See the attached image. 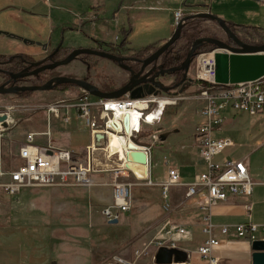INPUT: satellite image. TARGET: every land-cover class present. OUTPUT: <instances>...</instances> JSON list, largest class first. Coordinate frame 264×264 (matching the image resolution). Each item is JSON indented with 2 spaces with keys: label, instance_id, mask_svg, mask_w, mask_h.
Instances as JSON below:
<instances>
[{
  "label": "crops",
  "instance_id": "0c3cea01",
  "mask_svg": "<svg viewBox=\"0 0 264 264\" xmlns=\"http://www.w3.org/2000/svg\"><path fill=\"white\" fill-rule=\"evenodd\" d=\"M178 8H182L188 16L192 15V13H210L225 23L233 25L234 28H255L264 31V0H6L4 3H0V12L6 11V16L25 27L27 32L25 37H22L17 33L9 32L0 27V36H4L9 41V45H16L11 48L13 50L10 52L32 54L34 50L30 49L31 45L39 47V44L48 42L50 44L57 42L64 43L68 39H74L80 45H89L93 40L115 44L122 39L127 49L130 50L129 52H132L131 49H141L149 44H163L175 28L172 17L173 11ZM195 18L210 20L204 17ZM48 26L50 27L49 29ZM152 26L154 28L156 26L159 27L160 33L153 36V39L149 43H146L148 41H144L141 45L135 43V40L139 36L138 33ZM31 37L37 38L38 42L31 40ZM19 38L31 40L32 43H24ZM17 42L21 43L20 46H17ZM5 53L9 52L6 51ZM8 115L11 120L10 123H13L14 118L10 113ZM194 115L195 118H193L191 123L183 115V117L175 122L166 121L162 123L160 121L158 124L152 126H144V129L150 131L151 134L156 133L158 136L162 132H170L165 140H159L158 143L151 147L148 155L147 170L151 181L154 183L148 186L156 191L157 194H154L152 197L145 195V197L141 198L142 200H139L141 210L133 212L129 217L126 215L129 212L124 213L116 224L105 222L107 226L127 223L130 227L133 225V228L140 229L141 226L151 224V228L156 230L152 231L145 228L146 230H143V235L146 237L150 236L149 238H152L153 242L162 224L166 220H170L171 222L189 227L192 230L191 239L179 241V248L176 249L183 250L184 252H186L184 249L194 251L201 243L204 239L202 234L199 235L202 213L195 207L193 201H185V188L183 186H173L170 188L169 200L172 207L177 208L182 206L185 209V212L180 217H172L170 211L173 209L172 207L164 214L161 211V189L157 185V183L165 178L168 166L177 168L182 183L192 182L196 174L204 170L203 162L195 146L198 117L196 113ZM224 117L225 120L222 126L218 127L217 130L221 132L224 129L233 127L240 129V133L237 139L223 136L230 138L234 142V146L229 153L223 154V156L231 158L246 157L247 165L255 184L250 197L230 196L225 201L214 206L211 210V221L215 225H233L248 221L264 224L263 222L253 221V219L263 220L264 181L255 179L260 173V168L250 160V156L253 153L260 150V148H264V120L260 117H251L232 110L225 112ZM53 120H57L60 126H62L56 130L60 134V140L51 139L52 131L55 129ZM73 120L77 122L79 129L80 127L85 128L80 120L72 114L68 123H62L59 119L51 118L50 135H42L40 133L47 130L45 113L40 130H29L24 134V137L15 141L18 142V147L13 166L7 167L0 159V170H9L21 163L18 157L19 144L25 141L26 134L29 132L37 133L33 140L35 144H49L54 148L69 150L73 153L78 152L82 145L76 144V133L73 128L68 127ZM14 127L18 129L20 125L16 123ZM175 129L177 131L172 132ZM147 142L140 140V143L143 144ZM2 179L0 177V181ZM91 179V186L81 188L88 190V201L91 203L92 211L101 218L100 209L111 202V187L108 184L109 178L106 174H94ZM41 189L25 188L15 197L6 196L0 191L3 199L9 203L10 213H19L26 216L25 219L37 222L33 227H26V225L21 227L9 226L7 230L0 231V264H36L34 259L39 261L43 258L41 254L33 256L35 248L30 244L21 246L7 242V239H11L17 235L28 234L29 232L36 233L38 226L40 230L47 227L42 219H49V213L55 211V208H58L57 206L60 204H66V202L60 200H58L60 202L56 203L57 200H54L56 196H53V193L45 194L40 191ZM72 201L76 202V199ZM247 203L252 204L249 214H247L245 208ZM72 206L74 207L75 205ZM145 210H148L146 217L132 221L134 214L138 212L143 213ZM3 236L4 238H2ZM7 236L10 237L8 238ZM5 238H7L6 241H4ZM156 250L153 246L147 264H156L154 260ZM57 251H65L63 244L59 240H57L56 244ZM73 252L71 256L77 257V260L59 263L55 255L49 260V264H124L117 262L115 257L131 261L123 257L113 256L111 260L98 262L92 252L88 251L84 254L76 253V250ZM214 254L219 258L217 264H251L250 244L247 241L230 239L218 246L214 250ZM136 255L137 257L140 255L139 251L136 252ZM71 256L67 257V259H70ZM10 257H15V260L13 258L11 260ZM7 258L8 260H6ZM190 260L195 264L200 262L195 254L191 256ZM179 263L181 262L172 261L170 264Z\"/></svg>",
  "mask_w": 264,
  "mask_h": 264
},
{
  "label": "built area",
  "instance_id": "2783aa9c",
  "mask_svg": "<svg viewBox=\"0 0 264 264\" xmlns=\"http://www.w3.org/2000/svg\"><path fill=\"white\" fill-rule=\"evenodd\" d=\"M186 16L188 15L182 8L174 10L172 17L174 26ZM218 51L219 49L212 48L198 53L195 57L193 79L199 84V90L188 97L197 101L199 105L195 146L204 170L196 174L192 182L182 183L177 168L168 166L165 178L157 183L166 211L170 210L167 202L170 188L183 186L185 201H193L195 207L202 213L199 231L204 239L194 251L184 249L186 260L179 264H195L190 260L193 254L199 258L198 264H217L219 258L214 254V250L230 239L247 241L249 244L254 240H264V224L248 221L233 225H215L211 221V210L214 206L230 196L250 197L255 184L246 157L223 156L226 149L234 146V142L227 137L214 136V130L222 126L225 120L224 113L228 110L264 120V75L252 81L217 84L214 81V55ZM161 93L166 94L159 91L157 94L144 95L136 99L130 98L128 94L117 99H104L80 89V92L71 99L48 103L43 107L47 118V130L40 134L50 135L51 118L68 123L73 114L87 129L89 143L73 153L49 144H35L33 140L37 133H27L18 150L21 163L9 170H0V177L3 178L0 181L1 193L15 197L25 188L89 187L92 185L91 178L94 174H106L111 187V202L100 209V214L106 223L112 219L119 220L122 214L132 208V183L126 180L130 174L134 176L133 171L127 166L128 162H133L126 158V152L130 149L128 144L133 143L135 149L145 151L148 159L151 147L160 139L158 134L153 133L147 137L146 144L140 143L138 138L144 134V126L158 124L164 108L182 99L179 93L169 98L160 96ZM160 98L165 99V102L158 109ZM130 110L137 114V123L126 132L123 117L124 112ZM120 112L123 113L122 116ZM2 113L4 112L0 111V114ZM154 114V118L149 119ZM6 122L7 125L11 122L9 115ZM4 128L0 124V138ZM107 132H114L124 138L125 158L122 160L119 159L120 154L110 155L105 150ZM97 135H101L102 138H96ZM109 160H116L119 168H110L107 164ZM146 179L148 180L145 184H154L149 172ZM245 208L249 214L252 204L247 203ZM191 236V228L166 220L159 228L153 246L155 249L179 248V241L190 240ZM115 259L119 263L137 264L121 258Z\"/></svg>",
  "mask_w": 264,
  "mask_h": 264
},
{
  "label": "rangeland",
  "instance_id": "374dc122",
  "mask_svg": "<svg viewBox=\"0 0 264 264\" xmlns=\"http://www.w3.org/2000/svg\"><path fill=\"white\" fill-rule=\"evenodd\" d=\"M5 1L6 0H0V3H4ZM0 27L9 32L17 33L22 37H25L27 32L25 27L8 18L6 16V11L0 12ZM49 28L50 27L48 26V29ZM233 30H235L238 38L244 42L250 44L264 43V31L251 28H234ZM158 33H160V29L157 26L155 28L152 26L147 30L145 29L141 33H138L139 36L135 40V43H138L139 45L144 43V41H148L146 43H149L153 39V36ZM189 36H209L216 37L224 41H226L227 38V34L218 26L216 22L197 18L188 20L182 28V40ZM30 39L38 42L37 38L35 37H31ZM8 42L9 41L4 36H0V52H10L13 50L11 48L16 46L13 44L9 45ZM16 44L17 46H20L21 43L17 42ZM63 45L67 46L68 48H76L80 45V43L76 42L74 39H68L63 43ZM160 45L161 44H149L142 47L141 49H131V51L140 52L145 56L148 54L149 49H156ZM30 49L34 50V52L30 51L32 52L30 55L34 60H39L45 55V53L41 51V48L37 47L36 45H31ZM78 58L79 59L71 61L66 66L58 67L56 72L76 77L82 76L84 74L85 68L80 62V59L84 58L88 61H96L99 63L95 81L101 83L102 80L105 82L103 76L104 73H108L116 80L113 82V86L115 88L120 86V82L122 78H124L125 74L118 67L95 56L85 57L81 55ZM193 73L194 63L192 62L188 72V78L191 79L192 83L188 87H185L181 92L179 91L180 88H177L176 90L169 91L166 94H160V96L169 98L179 93L182 98L179 99L176 104L172 106H166L164 108L163 114L161 116L162 123L166 121L175 122L176 120L183 117V115L188 119L189 123H191L193 118H195L194 114H197L199 105L194 99L188 98L189 96L197 93L199 90V84L194 81ZM171 80L172 78H169L166 75L161 81L164 86H168ZM216 83L222 85L228 84L227 82ZM79 92L80 90L76 87H69L65 89L64 92L48 90L36 91L30 95L0 94V111L8 114L10 113L14 118L13 123L8 124L1 134V162L7 167L13 166L16 158V149L18 147V142L15 141L21 139V137H24V134L29 130H40L42 128L45 115V110L43 107L45 105L61 99L66 101L73 98L75 94ZM16 123L20 125L18 129H15L14 127ZM53 124H55L53 125L55 129L52 131L51 139L60 140V134L56 130L62 126H60L57 120H53ZM68 127L74 129V132L76 133L75 135L77 136V145L84 146L89 142L87 129L81 127L79 129V125L75 120H73ZM143 133L144 134L138 139L142 142L148 141L147 136H149L151 132L143 128ZM239 133L240 129H235L232 127L224 129L221 132L216 129L213 132V135L221 137L230 136L234 139H237ZM230 150L231 148L226 149L224 154L229 153ZM250 160L253 164H256L260 168V173L257 177H255V179L264 181V148H260V150L253 153L250 156ZM126 180L132 183V208L129 213L126 214L129 217L133 212L141 210V203L139 200H142V197H145V195L152 197L157 193L151 187L145 185L148 179H136L130 174ZM40 191L45 194L53 193L52 195L56 196L54 199L57 200L56 203L63 201L66 202V204H60L57 206L58 208H55V211L49 213V219H42L47 227L40 230V227L38 226V231L36 233L29 232L28 234L26 233L24 235H17L11 239L5 238L4 240L6 241L7 239V242H12L21 246L24 244H30L31 246H34L35 250L33 256H38L39 254L43 255V258L39 261L34 259L36 264H49V260H51L55 255L57 257L56 260H58L59 263L77 260V257L74 258L71 256V254L74 253V250H76V253L78 252L81 254L87 253L88 251L92 252V254L96 256L98 262H106L111 260L113 256H118L127 260L129 259L133 262H136L137 264L148 263V259L153 249V242L151 240L152 238H149L150 236L146 237L143 235V230L146 228L148 230L155 231L156 229L151 228V224H147V226H141L140 229L133 228V225L130 227L127 223H122L121 225L115 226H107L102 215L100 214L101 218H99V215H96L92 211L91 203L88 201V190L86 188L47 187L42 188ZM73 199H76V202H73ZM167 202L169 203V206L172 207L169 199ZM72 205H75L76 207H73ZM160 208L163 214L166 213L165 202L162 199H160ZM172 208L173 209L170 210L172 217H180L185 212V209H183L182 206ZM147 212L148 210H145L143 213L138 212L134 214L132 221H137L143 217H146ZM25 218L26 216L20 215L19 213H10L9 203L3 199L0 193V231L7 230L9 226L21 227L26 225V227H33L36 225L37 222L35 220ZM253 221L264 223V212L263 220L253 219ZM199 235H201V233H199ZM7 237L9 238L10 236ZM2 238H4V236ZM57 240L63 244L65 249L64 252H56ZM137 251H139L140 254L138 257L136 255ZM69 256H71V258L67 259Z\"/></svg>",
  "mask_w": 264,
  "mask_h": 264
},
{
  "label": "water",
  "instance_id": "95a60500",
  "mask_svg": "<svg viewBox=\"0 0 264 264\" xmlns=\"http://www.w3.org/2000/svg\"><path fill=\"white\" fill-rule=\"evenodd\" d=\"M195 17H204L215 21L218 26L227 34V37L231 40L232 43H228L216 37H198L193 40L185 58L178 66L164 68L163 65L160 64L148 69L151 64L157 62L160 57L180 38L184 24L188 20H191ZM22 41L24 43H32V41L28 39H22ZM205 43L212 45L213 48L219 49V51L214 55L215 82L239 83L252 81L264 75V43L250 44L244 42L240 38H238V36L226 25L223 20H221L217 16H214L210 13H197L186 16L180 22H178L168 39L159 47H157L148 57L140 60L141 67L138 72H134L130 69V67H126V69L130 70V78L124 85L120 86L119 88L111 91H101L94 85L86 81L68 76H58L48 80L42 85L6 86V84H2L0 85V94H17L19 92L46 91L52 89L53 83H56L76 85L81 89L87 91L89 94L99 98L117 99L128 94L130 98L136 99L144 95L157 94L159 91L167 93L171 87L164 86V84L160 80H156V78L163 77L166 74H171L176 71H182L183 73L180 83H182L184 80L187 81L186 86H182L180 88L179 91L181 92L192 82L188 78L190 65L193 62V58L198 47ZM84 53L96 54L114 60L116 62H120L124 59L105 52L93 51L89 48H76L63 61L38 68L33 73L67 64L72 59H74V57ZM38 64L39 62L34 63L33 65ZM155 69H157V72L151 75V73ZM22 75L23 74L21 73L15 74L13 75V78L16 79L18 77H21ZM7 120L8 113L4 112L0 114V124L3 127H7ZM123 123L125 131L129 132V115L127 113L123 117ZM176 131L177 130L175 129L172 132ZM169 134V131L162 132L159 134V139L163 141ZM96 138L101 139L102 136L97 135ZM128 147L130 149L126 152L127 160L137 162L145 166L148 164V159L145 151L135 149V146L132 143H129ZM117 222L118 220L112 219L108 223L116 224ZM250 250L251 264H264V240L252 241L250 244ZM154 260L156 264H170L172 261L183 262L186 260V252L176 248L159 247L154 254Z\"/></svg>",
  "mask_w": 264,
  "mask_h": 264
},
{
  "label": "flooded vegetation",
  "instance_id": "af4514ba",
  "mask_svg": "<svg viewBox=\"0 0 264 264\" xmlns=\"http://www.w3.org/2000/svg\"><path fill=\"white\" fill-rule=\"evenodd\" d=\"M20 41L22 39L19 38ZM226 42L232 43L231 40L227 37ZM39 48H41V51L45 53V55L39 59V60H34L33 57L25 52H0V56H5V58L0 59V85L6 84V86H11V85H42L48 80L58 77V76H68V77H73L77 78L83 81H86L92 85H94L96 88H98L101 91H111L116 89L113 86V82L116 81L115 78L110 76L108 73H104V81L103 82L101 79V83L95 81L96 80V73H97V67L99 65L98 62L96 61H88L84 58L80 59V62L84 66V74L82 76L76 77V76H70V75H65V74H60L56 72V69L61 66H66L68 65L71 61L75 59H79L78 57L83 55L85 57L89 56H95L97 58L106 60L110 63H112L114 66L118 67L122 72H124L125 76L122 78L120 82V86L124 85L130 78V70L126 69V67H130L131 70L134 72H138L140 67H141V62L140 60L148 57L155 49H149L147 55H143L140 52H129L127 49L124 40L120 39L118 42L115 44L111 43H106L98 40H93L91 44L89 45H79L76 48H89L93 51L97 52H105L108 54H112L121 58H124L120 62H116L114 60L96 55V54H80L74 59H72L69 63L64 64V65H59L54 68H48L44 69L40 72L33 73L35 72L38 68L45 67L60 61H63L68 57V55L76 48H68L67 46L63 45V42H57L55 44H50L48 43H43L39 44ZM15 61L19 62V67L16 70H12V66L14 65ZM38 65H33L34 63H38ZM161 64V59L159 61L154 62L151 64L148 69L153 68L154 66H158ZM93 72V73H92ZM157 72V69H155L152 73L154 74ZM23 74L21 77H18L16 79L13 78V75L15 74ZM182 71H178L177 74L174 75H169L166 74L169 78H172L170 83L168 84L167 87H171L169 91H174L177 88H181L182 86H186V80H184L182 83H180L182 79ZM164 75V76H166ZM163 77H158L156 80H162ZM190 79V78H189ZM191 80V79H190ZM162 82V81H161ZM28 83V84H27ZM180 83V84H179ZM192 83V82H191ZM68 85L67 88L69 87H76L77 89H81L80 87L73 85V84H56L53 83L52 89L50 91H55V92H64L65 91V86ZM119 86V87H120ZM118 87V88H119ZM66 88V89H67ZM48 91V90H46ZM168 91V92H169ZM36 92V91H33ZM31 92V93H33ZM21 93V92H19ZM18 94V93H17Z\"/></svg>",
  "mask_w": 264,
  "mask_h": 264
},
{
  "label": "bare ground",
  "instance_id": "6f19581e",
  "mask_svg": "<svg viewBox=\"0 0 264 264\" xmlns=\"http://www.w3.org/2000/svg\"><path fill=\"white\" fill-rule=\"evenodd\" d=\"M158 102L160 104L158 106V109H160L161 105L165 102V99L160 98L158 100ZM126 113L129 115V128H130L137 123V114L133 110H130L128 112H124V114H126ZM119 114H120V116L123 115L122 112H120ZM154 116H155V114L153 116H150L149 119L154 118ZM106 136H107V141L105 144V146H106L105 150L110 155L116 154V156H117L120 154L121 156L119 159H121V160L123 158H125V153H124V149H123V144L125 141L124 138H121L120 136H118L114 132H107ZM107 164L110 168H119V164L116 160L115 161L109 160ZM127 166L133 171V174H134L136 179H145L146 180V178L148 177V170H147V167L145 165L139 164L137 162H128Z\"/></svg>",
  "mask_w": 264,
  "mask_h": 264
},
{
  "label": "trees",
  "instance_id": "16d2710c",
  "mask_svg": "<svg viewBox=\"0 0 264 264\" xmlns=\"http://www.w3.org/2000/svg\"><path fill=\"white\" fill-rule=\"evenodd\" d=\"M226 25L235 33V30H233L234 29L233 25H231L229 23H226ZM240 28L244 29V27H240ZM252 29H255V28H252ZM196 38H198V36H189V37H186L185 39L182 40V38L180 36V38L160 57L161 64L163 65V67L164 68H171L174 66H178L182 62V60L185 58L193 40ZM178 43H180V44H178ZM212 48H213L212 45L206 44V43L201 45L200 47H198V49L195 52L193 61H194V59L198 53L203 52V51H209ZM3 58H5V56H0V59H3ZM19 66H20L19 62L15 61L14 65L12 66L11 69L16 70ZM177 73H178V71L171 73L169 75H174ZM67 87H68V85L65 86V89ZM30 94H31V92L18 93V95H30ZM5 253H8V252H5ZM12 258L13 257H10L11 260H12ZM14 258H13V260H15ZM6 260H8V258Z\"/></svg>",
  "mask_w": 264,
  "mask_h": 264
}]
</instances>
